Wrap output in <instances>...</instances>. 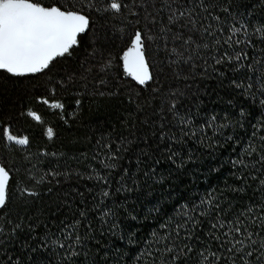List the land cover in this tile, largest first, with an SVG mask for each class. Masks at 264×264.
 Returning <instances> with one entry per match:
<instances>
[{
	"label": "trees",
	"instance_id": "16d2710c",
	"mask_svg": "<svg viewBox=\"0 0 264 264\" xmlns=\"http://www.w3.org/2000/svg\"><path fill=\"white\" fill-rule=\"evenodd\" d=\"M155 3L160 7V0H155ZM217 3L220 7L216 8L215 14L221 16L222 23L212 21L213 31L220 36L219 28H223L224 35H227L231 25L247 22L248 34L255 45L246 47V37L241 34L240 38L245 43L232 48L225 45L219 48V52L227 50L231 54L244 49L250 57L244 64H251L253 70L244 67L234 72L231 70L233 65L214 66L210 58L211 49H201V58L194 56L195 67L183 62L172 63L176 57L169 55L163 39H157L148 42L146 52L152 63L155 82L141 87L125 76L120 60L128 38L137 27L136 17L107 13L93 17L94 35L99 38L97 54L85 61L77 50L76 55L65 60L62 63L63 74H75L76 80L58 87L55 96L46 91L53 86L57 78L55 75L49 83L47 77L32 80L0 73V119L10 124L15 134L29 138L27 146L0 139V163L10 170L13 177L10 202L6 209L0 210V227L5 230L0 236V264H34L36 257L41 255L31 251L38 238L48 230V234L57 232L77 220L80 221L78 231L83 244L77 249L80 255L65 259L63 249L49 248L37 264H151L147 252L137 259L138 253L148 246L152 231H161L160 225L175 216L181 205L198 203L214 190L215 193H222L224 202L221 209L226 213L224 218L231 220L239 216L249 203L258 201L261 193L257 181L248 179L243 193L232 191L230 186L239 187L242 181L234 175V172L238 175L241 169H234L231 161L246 146L253 131L252 125L264 119V104L261 103L264 95L255 87L244 92L231 81H244L246 86L248 77L254 76L256 69L264 67V41L254 32L255 27L264 24V0H231L230 3L229 0H217ZM224 6L230 8L231 15L222 12ZM166 17L167 13L161 12L157 24L148 25L153 35H162L159 28L166 24ZM172 30L182 31L185 37L190 35L186 29L176 26H172ZM167 35V49L175 46L184 51L181 41L173 44L171 33ZM193 39L199 41V33L194 34ZM213 39L215 37L205 36L203 42L211 45ZM109 57L112 66L105 74L99 71L100 62ZM258 59L260 64H257ZM205 61L208 66L206 73L203 71ZM82 63L94 66L93 71L85 74L86 78L80 76L84 72ZM213 67L226 75L220 76L213 71ZM101 78L106 81L105 84L98 83ZM100 92L105 94L100 95ZM112 92L117 94L110 95ZM40 95L50 101L62 102L65 105L63 112L38 103ZM170 100L178 102L182 113L192 114L197 125L206 123L213 114L217 116L218 123H235L243 109L246 113L244 129L233 127L223 130L224 136H233V141L226 143L222 136H213L211 130L207 137H202L204 143H197L196 137H181V128L167 111ZM28 110L41 115L43 123L27 116ZM48 127L54 131L52 139L46 135ZM161 132L165 133L163 141L160 140ZM172 136L182 142L170 145L169 137ZM237 137L238 145L234 143ZM98 139L101 143L115 139L124 141V144L119 153L121 159L115 161L117 170L108 177L112 195L96 208L100 200L99 190L104 185L96 183L95 179L89 180L88 176L93 174V169L101 174L106 172L99 162L103 151L100 157L93 158L98 151ZM215 141L220 143L215 144ZM254 143L258 146L257 141ZM169 145L177 153L175 163L167 159L169 153L162 151ZM157 159L161 161L159 164ZM181 163L183 166L178 167ZM124 169H127L128 175H124ZM53 170L61 173L59 184L46 175ZM42 178L43 181L37 183ZM122 184L132 191L118 192ZM24 189L36 191L39 195L31 197L26 192L22 194ZM82 210L87 212L86 219L80 215ZM104 210L111 212V216L104 217L108 222L106 224L99 218ZM241 219L244 217L241 216ZM89 223L91 229L87 227ZM17 224L20 228L13 233L12 229ZM111 225L116 227L110 230ZM209 231V223L204 221L201 230L196 233L200 240L194 238L191 241L197 251L202 247L201 241L207 243ZM129 238L135 243L130 244ZM212 247L215 249L216 244L213 243ZM197 259L196 252H193L188 264H197Z\"/></svg>",
	"mask_w": 264,
	"mask_h": 264
},
{
	"label": "snow or ice",
	"instance_id": "6c2138e0",
	"mask_svg": "<svg viewBox=\"0 0 264 264\" xmlns=\"http://www.w3.org/2000/svg\"><path fill=\"white\" fill-rule=\"evenodd\" d=\"M230 2L231 0H229ZM173 5H177V7H173ZM219 7L217 0H160V7H157L155 0H50V2H45V0H0V73L12 78H31L32 80L47 77L49 83H52V78L55 75L57 78L53 86L46 90L55 96L58 87H64L69 82L75 83L76 80L75 74H63L62 63L76 55L77 50L82 53L85 61L97 54L99 38L94 35L93 17L107 13H111L113 16L131 14L136 17L137 27L128 38L127 47L120 56V60L125 76L131 78L141 87H147L150 83L155 82L152 63L147 58L146 52L148 42H155L157 39H163L169 55L176 57L172 63L183 62L190 67H195L194 56L201 58V49H211L210 58L214 66L233 65L231 70L234 72L244 67L250 71L253 70L251 64H244L245 60L250 59L244 49L231 54L227 50L219 52V48H223L225 45L232 48L235 45L245 43L240 38L241 34L246 37V47L249 45L255 47L252 43V37L248 34L249 25L247 22L241 21L238 26L237 24L231 25L227 35H224L223 28H219L220 36L216 34V31H213L212 21L222 23L221 16L215 14L216 8ZM161 12L167 13L166 24L160 26L159 32L162 35L157 37L152 34V28H149L148 25L155 26ZM222 12L231 15L230 8L227 6L222 8ZM142 21L143 26H141ZM172 26H176L178 29H186L190 35L185 37L182 31L174 32ZM254 32L259 34V38L264 41V24L255 27ZM168 33H171L173 44L176 41H181L184 51H180L175 46L167 49ZM197 33L200 35L199 41L193 39V35ZM205 36L215 37L211 45L203 42ZM186 52L188 53L187 56L185 55ZM204 63L203 71L206 73L208 70L207 61ZM260 63L261 60L258 59L257 64ZM81 66L84 67V72L80 73L81 78H86L85 74L93 71L94 67L86 66L85 63H82ZM111 66V57L106 61L101 60L99 71L107 74ZM213 71L218 72L220 76L226 75L217 67H213ZM255 71L254 76L248 77L246 86L244 81L233 80L231 83L237 88H243L244 92L255 87L258 92L264 95V67ZM98 83L102 85L106 81L101 78ZM153 90L158 91V89ZM99 94L104 95L105 93L100 92ZM109 94L116 95L117 93ZM172 95L175 96L176 93H172ZM37 102L47 105L51 109H59L61 112L65 108L62 102L50 101L44 95L38 96ZM167 103V111L171 113L173 120L181 128V137H196L197 143H204L202 137H207L209 130L212 131L213 136H222L226 143L233 141V136L231 134L224 136L223 130L233 127L244 129L246 113L243 109L239 113L240 119L235 123L231 121L218 123L217 116L213 114L206 123L197 125L194 123L192 114H185L180 111L176 100H170ZM261 103L264 104V100ZM27 116L37 123H43L41 115L35 111L28 110ZM160 126L161 128L164 127L163 124ZM252 127L253 131L246 142V146L240 155L231 161L234 169H241L238 175L235 172L234 175L242 181V184L239 187H230L234 192L243 193L245 191L244 185L247 184L248 179L257 181L259 184L258 191L261 193L258 201L249 203L239 216L231 220L224 218L226 213L221 209L224 202L221 199L222 193H215L214 190L198 203H193L191 206L188 204L181 205L175 216L169 217L165 223L160 225L161 231H152L148 246L143 252L138 253L137 259L143 256L144 252H147L151 257V264H182V262L188 264L192 253L196 252L197 264H264V235L261 234L264 233V134H260L264 132V119L258 120ZM46 135L49 139L53 138L54 131L51 127L47 128ZM0 139L20 146L29 144L27 136L21 137L15 134L11 125L5 123L3 119H0ZM164 139L165 133L161 132L160 140L163 141ZM169 141L170 145L182 142L180 138L175 136L169 137ZM254 141L258 142V146ZM214 143L219 144L220 141ZM234 143L239 144V137ZM123 144L124 141L115 139L106 140L104 143H101L99 139L97 140L98 151L93 158L100 157V153L103 151V158L99 162L106 172L101 174L93 169V174L88 176L89 180L95 179L96 183L104 185L99 190L100 200L96 208L112 195L111 182L108 177L111 172L117 170L115 161L121 159L119 153ZM170 145L162 151L169 153L167 159L175 163L174 157L177 153L172 150ZM124 151H127V148H124ZM52 155L55 156L56 154L52 153ZM253 157L255 158L253 159ZM160 162V159L156 160L157 164ZM177 166L182 167L183 164ZM46 175L51 176L59 184L58 177L61 173L53 170ZM124 175H128L127 169H124ZM12 180L10 170L3 163H0V210L6 209L10 202V182ZM42 181L43 178L37 183ZM48 191L51 192V188ZM117 191L130 192L132 189L122 184ZM24 192L31 197L39 195L38 192L27 189L22 190V194ZM81 195L83 194L81 193ZM80 215L85 219L87 218L86 211L82 210ZM109 216H111V212L104 210L99 218L106 224L108 222L104 217ZM241 216L244 219H241ZM204 221H207L210 226V231L207 233L209 239L206 244L201 241L202 247L197 251L196 245L191 241L194 238L200 240L196 233L201 230ZM79 224L80 221L77 220L70 225H64L57 232L48 234L50 232L48 230L42 234L36 245L31 248L32 252L41 253L36 257L34 264L44 258L42 254L49 248L52 250L63 249L65 259L79 256L80 252L77 249L83 247L82 238L78 231ZM87 227L91 229V224H87ZM115 227L116 225H111L110 230ZM19 228V224L15 225L12 229L13 233ZM4 231V228L0 227V236H3ZM218 232L219 234H217ZM132 236H135V233H132ZM128 242L130 244L135 243L131 238ZM213 243L216 244L215 249L212 247ZM153 245L156 247L153 248Z\"/></svg>",
	"mask_w": 264,
	"mask_h": 264
},
{
	"label": "rangeland",
	"instance_id": "374dc122",
	"mask_svg": "<svg viewBox=\"0 0 264 264\" xmlns=\"http://www.w3.org/2000/svg\"><path fill=\"white\" fill-rule=\"evenodd\" d=\"M53 110H59V109H53ZM33 111V110H32ZM49 128V127H48ZM47 131V130H46Z\"/></svg>",
	"mask_w": 264,
	"mask_h": 264
}]
</instances>
